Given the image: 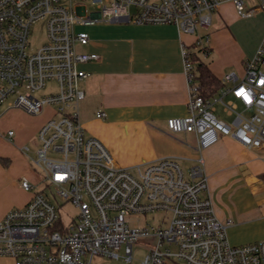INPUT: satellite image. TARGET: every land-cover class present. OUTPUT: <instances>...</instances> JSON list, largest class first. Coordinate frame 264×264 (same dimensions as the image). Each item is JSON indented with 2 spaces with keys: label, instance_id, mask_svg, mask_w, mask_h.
I'll list each match as a JSON object with an SVG mask.
<instances>
[{
  "label": "built area",
  "instance_id": "2783aa9c",
  "mask_svg": "<svg viewBox=\"0 0 264 264\" xmlns=\"http://www.w3.org/2000/svg\"><path fill=\"white\" fill-rule=\"evenodd\" d=\"M226 2L240 17L264 12V0H0V106L32 115L54 109L38 131L32 158L40 169L38 179L21 182L26 190L38 183L44 189L0 218V255L13 257L15 264H96V256L118 259L124 248V261L130 263L134 244L144 243L149 252L141 264H264V239L242 245L229 241L232 220L215 214L202 155L185 167L175 156L124 167L80 120L81 81L88 76L81 64L99 59L97 53L78 51V44L90 39L80 27L174 24L195 34L205 51L200 39L208 40L214 12ZM40 22L46 37L34 47L31 34ZM183 59L188 114L169 118V131L194 133L199 151L226 136L264 149V39L246 62L244 77L226 74L223 80L234 81L233 86L211 98L201 94L187 49ZM52 82L56 89L41 92ZM218 104L230 120L220 117ZM6 134L12 140L15 133ZM66 202L77 209L68 223L63 219ZM157 211L164 216L156 225L130 223V217Z\"/></svg>",
  "mask_w": 264,
  "mask_h": 264
},
{
  "label": "crops",
  "instance_id": "0c3cea01",
  "mask_svg": "<svg viewBox=\"0 0 264 264\" xmlns=\"http://www.w3.org/2000/svg\"><path fill=\"white\" fill-rule=\"evenodd\" d=\"M222 6L225 11L235 9L231 2ZM218 14L208 40L203 42L207 48L199 55L223 81V89L234 84L223 80L226 74L235 73L238 80L244 77L246 62L264 39V12L248 18ZM89 26V42L79 51L97 53L99 59L81 64L88 72L81 81L85 97L80 102V120L85 128L124 167L164 156H175L191 165L202 155L215 214L222 221L232 220L227 228L229 241L242 245L264 239V149L247 148L226 136L199 151L194 133H171L167 126L169 118L188 114L190 89L183 49H189L197 36L174 24L103 22ZM261 69L264 71V60ZM12 109L2 117L0 127V218L10 209L26 205L33 196L21 182L23 178L35 182L39 175L24 147L33 138L38 143L40 127L54 113L50 106L34 117L22 109ZM100 111L105 113L103 117L97 116ZM218 114L231 119L220 104ZM10 129L15 133L12 140L6 134ZM115 137L141 141L146 153L133 162H120L116 158L120 156L112 152ZM0 264H15V259L0 255Z\"/></svg>",
  "mask_w": 264,
  "mask_h": 264
},
{
  "label": "rangeland",
  "instance_id": "374dc122",
  "mask_svg": "<svg viewBox=\"0 0 264 264\" xmlns=\"http://www.w3.org/2000/svg\"><path fill=\"white\" fill-rule=\"evenodd\" d=\"M85 3H88L85 1ZM221 7V6H220ZM225 6H222L218 11L214 12L213 18L215 19L219 14L218 13H223L224 15H228L231 17H236L240 15L238 14L236 8L235 9H228V10H224ZM244 18V17H241ZM80 28H84V30H86L87 32L91 33V29L90 26H82ZM199 35H204V31L199 29L198 31ZM46 37V31H45V27L43 22H40L39 24H37L32 31L31 34V44L34 47H39L45 40ZM205 37L203 36L200 40L205 42ZM78 51L81 50V45L78 44L77 47ZM202 57L204 59H207L208 56L206 54H202ZM56 89V84L55 83H49L46 87L45 90L41 91V92H45V91H50ZM13 110L12 108H7L6 105H1L0 106V127H1V119L2 117L5 116V114H7L9 111ZM29 114V113H28ZM30 116L34 117L35 115L30 114ZM23 119H27L29 120V118L27 117H23ZM4 125H6V123H4ZM0 131H2V129L0 128ZM88 135H93L90 131L86 130ZM191 139H193V137H191ZM37 140H38V135H37ZM112 147L114 149H112V152L114 150V154H118L119 157L116 156L117 160H119L120 162H133V160H135V157L137 156H141L142 154L146 153V147L145 145L141 142V141H136L130 138H117L115 137L114 139H112ZM193 142V140H192ZM27 147H29V151L26 152V157L29 160V162H31L33 169L35 170L36 174L39 175L40 174V169L34 164V162L32 161V158L35 157L36 155V149L39 145V141L37 143V141L35 140V138L31 139L30 142H28ZM25 146V145H24ZM50 155H55L53 153H50ZM56 156H59L58 154H56ZM119 162V163H120ZM121 164V163H120ZM182 165L185 167L186 165H189V163L187 161H183ZM125 166V165H122ZM36 176V175H35ZM37 177V176H36ZM35 177V179H36ZM34 179V180H35ZM44 189V184L43 183H38L35 188L32 190L33 192L36 191H40ZM76 207H74L71 203L66 202L63 208V219L65 222H70L72 217L76 214ZM164 216V211H157L154 213H147L146 215H142V216H138V217H130V223L132 225H137V224H145L146 222L151 223V224H158L160 223V221L162 220ZM149 252V247L146 246L144 243H136L134 244V248H133V257L130 263H127L126 261H124L123 255H124V248L120 249L118 251V254L120 255V257L118 259L116 258H110V257H102V256H96V258L94 259V262L96 264H141L142 260L144 259L145 255Z\"/></svg>",
  "mask_w": 264,
  "mask_h": 264
},
{
  "label": "trees",
  "instance_id": "16d2710c",
  "mask_svg": "<svg viewBox=\"0 0 264 264\" xmlns=\"http://www.w3.org/2000/svg\"><path fill=\"white\" fill-rule=\"evenodd\" d=\"M202 50L203 48L200 47L197 41L187 49L193 63L195 81L201 86V94L206 98H211L224 86V83L212 72L209 65L201 58L199 51Z\"/></svg>",
  "mask_w": 264,
  "mask_h": 264
},
{
  "label": "snow or ice",
  "instance_id": "6c2138e0",
  "mask_svg": "<svg viewBox=\"0 0 264 264\" xmlns=\"http://www.w3.org/2000/svg\"><path fill=\"white\" fill-rule=\"evenodd\" d=\"M241 95H243L244 94V92H243V90H241V93H240Z\"/></svg>",
  "mask_w": 264,
  "mask_h": 264
}]
</instances>
